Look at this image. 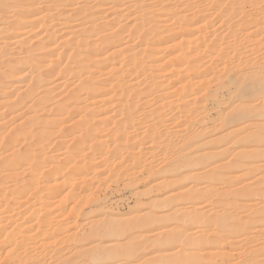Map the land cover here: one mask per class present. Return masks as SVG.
<instances>
[{"label":"bare ground","instance_id":"bare-ground-1","mask_svg":"<svg viewBox=\"0 0 264 264\" xmlns=\"http://www.w3.org/2000/svg\"><path fill=\"white\" fill-rule=\"evenodd\" d=\"M25 1L27 3H22ZM71 1L0 0L4 3L0 16L1 41L5 43L14 34L12 32L19 29L25 39L18 44H28L38 36L37 28H44L50 41L38 40L33 51L51 45L50 56H56L67 39H55L54 32L72 29L76 38L68 50L75 53L65 56L58 66L55 63V68L52 66L48 74L56 72L59 67H62L63 74H68L75 71L76 65L79 77H82L92 73L87 69L88 64L94 69V65H105L127 54L129 60L123 68L114 65L111 70L101 71L90 80L80 82L61 101V106L66 109V102L73 97L76 103L73 111L84 110L86 113L82 119L85 134L79 126L64 129L74 139L72 143L52 141L46 136L49 131L39 129L51 130L52 126H60L58 122L36 115L40 104L31 107L29 112L33 116L6 139L8 143L19 142L24 146L11 164L7 158L0 159V169L15 172L18 167L28 165L29 173H33L27 176H21L23 171L14 175L0 173V205L3 202V205L10 206L19 194V199L30 195L17 202L16 209L9 210V213L15 211L14 214L21 215L20 220L8 227L0 226V231L9 233L7 239L11 240L13 248L1 264H133L138 256H143L141 251L156 248L155 252H161L170 240L186 238L184 231L175 230L154 238L142 233L138 236L143 238L138 242H132V237L126 242L120 241L128 230L147 232L148 227L159 219L147 213L128 223L92 221L83 237L80 232L85 225L74 235L66 233L57 239V233L63 230L61 226L70 231L71 221H54L53 216L61 218L67 210L51 208L48 201L52 196L70 189L68 198L87 193L92 186L100 188L116 181H124L126 187H132L145 177L157 181L152 189L180 184L187 187L188 200L199 203L200 198H205L206 204L193 208L189 218L203 227H211V233H218L222 241L231 239L228 232L237 226L234 222L236 209L246 207L247 202L258 196L264 203V8L261 7L264 0H219L216 5V0H183L186 9L180 12H171L165 5L157 7L158 0H77L75 5L79 8L76 13L80 25H86L85 32L97 26V32L102 33L100 46L111 45L105 48L106 52L120 48L111 57L102 59H96L101 53L91 47L92 44L78 38L79 30L72 25L76 19L63 10L72 5ZM202 3L206 6H201ZM35 4H43L41 13L45 12L44 15L36 17L31 13L32 9L26 11ZM106 6L117 8L119 13H133L135 23L124 26L121 18H115L111 23L102 21L100 15ZM191 10L194 13H190ZM59 15L64 16L63 28L56 25ZM173 19L176 22L174 27L165 28ZM244 25L251 27H247L248 31L240 37L237 32ZM206 32L209 35L205 36ZM142 42L144 48L138 49ZM6 51L3 56L10 55ZM161 53L167 54V62L161 67L154 65L150 68L154 74L151 84L141 87L143 81H140L136 86L127 87L128 77L145 68L144 59ZM85 54L96 60L86 62ZM38 58L36 55L18 61L8 58L3 62L6 69L1 73L2 79L9 78L6 83H13V76L23 72L26 63ZM17 64L20 68L16 69ZM173 77L174 81L165 84L164 80ZM237 81L244 85L242 94L236 93ZM107 85L111 87L106 88ZM114 92L117 94L112 103L116 105L101 107L99 103ZM30 95H35V91L26 97ZM7 107L12 113L20 109L14 103ZM59 111L61 114L65 112ZM5 127L6 124L0 128V135ZM53 143L62 145L65 148L62 152L70 157L45 175L43 169L36 166L41 160L37 153H41L48 165L51 164L58 155L45 156V151ZM70 150L73 151L68 154ZM20 154H24L23 158L19 157ZM118 156L120 161L116 162ZM244 167L245 175L252 176V181L238 186L244 180L241 179L244 174H239ZM36 172L43 174L42 179L38 180ZM105 172L107 175L99 178ZM57 175L65 178L61 184L54 183ZM17 180L23 181L21 187L12 189ZM204 184V188L197 187ZM34 198L36 200L32 202ZM96 200L94 194L84 195L73 209L81 211L82 206ZM169 200L172 198L164 203ZM101 202L98 200L94 208H100ZM262 205L256 212L259 222L246 220L242 223V240L229 241L236 246L247 240L240 247L241 264H264V231L259 230L264 217ZM30 211L33 212L28 217L22 218L24 212ZM77 211V216L83 214ZM12 215L0 219V224ZM253 229L256 230L250 235ZM34 230L38 231L30 234ZM166 237L170 239L165 240ZM215 238L206 234L199 239L210 245ZM87 245L91 247L86 248ZM221 245L211 247L215 250L214 247L217 249ZM59 247L64 250L53 257ZM198 257V254L193 257L177 252L171 260L173 264H189L200 262ZM152 262L162 264L169 263V260L157 255Z\"/></svg>","mask_w":264,"mask_h":264},{"label":"rangeland","instance_id":"rangeland-1","mask_svg":"<svg viewBox=\"0 0 264 264\" xmlns=\"http://www.w3.org/2000/svg\"><path fill=\"white\" fill-rule=\"evenodd\" d=\"M157 1V0H156ZM162 1L163 3H160ZM202 1V0H201ZM219 0H216L214 2V5H216ZM72 5L70 7L64 8L63 10L67 11L68 14L73 15V17L76 19V21L72 22V25H76L75 29L79 30L78 38L82 40L83 42L91 45V47H95V50L98 51V53H101L99 57H96V59L100 58H107L111 57L114 53H116L118 50L113 48L112 50L105 51V48H108L107 44H103L100 46L99 39L102 36V33L97 32V26H94L90 32H85V26L86 25H80V22L78 20V16L76 13V9L79 8V6L75 5V2L77 0H72ZM183 0H158L157 1V7L159 5H165V8L171 12H180L186 9L185 5H183ZM27 3V1L22 2ZM147 3V2H146ZM201 6L205 7V3H202ZM4 8V3H0V16L3 12H1ZM43 8V4H35V6H32V8H27V10L32 9V14L34 16H40L44 15L45 12L41 13V10ZM25 9V8H24ZM190 13H194V10L189 11ZM102 21L106 23H111L115 18H121L123 20L124 26L125 25H132L135 23V16L133 13L130 12H123L119 13L117 8H110L106 6L104 8V11L101 13ZM64 19L63 15H59L56 18V25L57 28H63V25H61L62 20ZM86 21H89V18L85 19ZM5 21V20H4ZM3 21V22H4ZM175 20L169 21V24L166 25L165 28H169L171 26L174 27ZM247 27H251L250 25H244L240 30H238L237 35L242 37L246 31H248ZM44 29V28H43ZM41 30V28H37L39 34L38 36L33 37L31 40V43H21L22 40H24L25 36L21 34L19 29H16L12 33H14L11 38L5 40V43L1 41L0 39V128L4 127V124H6L5 130H3L2 135H0V142L3 144L0 145V159L7 158V162L9 164L12 163V161L15 159L17 152L24 146V144L17 143H8L7 138L9 135L13 133V131L28 122V120L33 116L29 110L34 105L40 104L41 108L37 110L36 115L41 117L44 120H50L58 122V127L55 125L52 126L51 130H46L44 128H39L41 131H49L50 133L46 135L47 137H51L50 139L52 141H66L67 143H72L74 139L72 136H70L64 129L65 128H71V127H80L82 129V133L85 134L86 130L83 129L85 126L82 123V119L85 116V112H74L73 110L76 108V103L73 97H71L66 102V109H64L61 106V101L64 99V97L68 94L69 91L75 89L78 87V84L80 82H83L85 80H90L93 78V76L97 73H100L101 71H107L108 69L119 67L123 68L126 66L129 60V56L127 55H121L118 57L115 61L107 63L105 65H94V69L92 67H89V64L87 65V69L91 71L92 73L84 74L82 77L80 76V72L76 67L74 66L75 71H71L68 74L62 73V67L57 68V71L51 74H48L51 72L52 66L58 64L64 59L67 55H72L75 53L68 50L69 45H72L75 42L76 36L73 35L72 29H62L58 33V31L54 32L53 34L54 38L57 39V37L61 39H67L64 40L63 46L61 47V51L59 55H51V45L47 46L44 50H36L33 51L35 48V44L38 40L43 39L44 42L50 41V38H48V35L45 34L46 32L44 30ZM128 33H125V36ZM209 35V33H205ZM7 36V34H5ZM2 38L3 36L0 35ZM129 38V35H127ZM52 40V37H51ZM60 40V39H59ZM86 40V41H84ZM7 43V44H6ZM22 45V46H20ZM34 46V47H33ZM32 48V49H31ZM143 49L144 45L143 42L141 44V47L138 49ZM7 49V53H9V56H3L5 53V50ZM4 51V52H3ZM46 53V54H45ZM166 54V53H165ZM164 53H161L160 56L154 55L149 58H145V68L139 69L134 74H132L130 77H128V85L127 87H133L136 86L137 83L140 81H143V84L141 87H145L146 85L151 84L152 78L154 77V74L151 72L150 69L154 65H157L161 67L164 65L167 61V57ZM39 56L35 61H30V63H26L24 65L25 70L21 72L20 74H15L11 81H14L13 83H6L9 78H3L1 77V73L6 69V67L3 66V62L8 60V58L12 60H19L30 57ZM86 55V54H85ZM174 56V55H173ZM172 56V57H173ZM86 62H90L92 58L89 54L86 55ZM62 58V59H60ZM60 59V60H59ZM94 59V60H96ZM59 62V63H58ZM56 63V64H55ZM5 64V63H4ZM18 65V64H17ZM56 66V67H57ZM16 69L18 66H16ZM20 68V67H19ZM50 71V72H49ZM141 75V76H139ZM175 77L170 78V80H164L165 84H168L170 81H174ZM38 80V81H37ZM10 81V82H11ZM157 86V85H156ZM111 87V85H107L106 88ZM173 90V89H171ZM35 91V95H30L31 92ZM118 92V91H117ZM117 92H114L113 94L107 95L105 97L104 101H101L99 105L102 107H107L109 105H116L115 103H112L114 100ZM9 95V96H7ZM144 96V95H143ZM144 98V97H142ZM141 98V99H142ZM146 100V99H144ZM17 104L18 108H20L17 112L12 113L8 109V105L10 104ZM26 103V104H25ZM25 106V107H24ZM24 107V108H23ZM83 107V106H82ZM64 110L65 112L61 114L59 110ZM72 117V118H70ZM105 132H102L104 134ZM105 135V134H104ZM64 147L60 144L53 143L52 145L48 146V149L45 151V156H53L58 155L57 158L54 159V161L48 165L43 159L41 153H37L39 158L41 160H38L36 163V166L38 168L43 169L42 173L47 175L48 173H51L52 169L56 168L59 164H62L65 159L70 157L69 155L65 154ZM73 150H70L68 154H71ZM15 155V156H14ZM24 154H20V158H23ZM116 159V162L120 161V156H118ZM264 169V168H262ZM23 171V172H22ZM31 169L28 165H24L21 168L18 167L17 170L14 172L13 169H7V168H1L0 173L1 174H10L14 175L15 173L22 172L21 176H27L31 173H29ZM108 172H105L99 178H103L104 175L106 176ZM246 168H242V171L239 174H244L241 179L243 180V183L239 184L244 185L245 183H249L252 181V176L245 175ZM43 174H38L36 172L38 180L42 179ZM147 175V174H146ZM141 176V175H140ZM57 179L54 183L61 184L65 178L60 177L59 175L56 176ZM143 177V176H141ZM78 181V180H76ZM23 183L22 180H17L13 183L12 189H18L21 187L20 185ZM157 181H153L152 178L145 177L143 178L136 186L132 187H126V183L124 181H116L113 184L109 185H103L100 188H97L96 186H92L91 189L87 193H81L80 195H71L67 198V195H69L70 189H65L64 192L61 195L58 196H52L50 199L49 205H51V208H54L56 211L61 210L64 208L67 210V214H65L61 218H56L53 216L55 222H60L63 220H70V231H68V228H64L62 231L58 232L59 235L57 237L60 238L62 235H65L66 233L69 235H74V233L79 229L80 227L84 226V230L80 232V236L83 237V235L89 230L90 228V222L92 221H106V220H114V221H121V222H130L132 219H134L136 216L143 215L150 213L148 215L158 217L159 219L151 224L148 227L147 232L141 231L140 229L137 230H128L125 234V236L120 237V241H127L128 237H132V242H138L139 239L143 238L141 236L142 233H145V235L149 236L150 238H154L158 234H169L172 232H175V230H182L186 234V238L181 240H175L172 239L169 241L167 246H164V250L161 252H155L156 248H152L149 250L141 251L143 252V256H138L137 260L132 262L133 264H153V260L155 256L162 255L166 257V260H169V263H162V264H173L172 258L176 256L177 252H180L182 254H186L188 256H195L199 255L198 259L201 261L196 262H190L189 264H241L242 257L240 252L241 244L244 245L247 240H244L240 243V245H232L230 242H233V240L241 241L242 240V233H243V222L246 220L252 219L253 222H257L258 219H256L257 211H260L261 207L263 206L261 201L262 198L259 196L254 198L253 200L246 203V207H240L236 209L237 218L235 219V223L237 226L232 231L230 230L228 232V236L230 235L231 239H228L227 241H222L220 239L219 234L215 233L212 234L211 227H203L201 224L194 223L191 218V211L193 208L196 207H202L201 205H204L205 198H200L197 203L193 200L187 199V193H185V190L187 189L186 186L175 184L168 187H165L161 190L155 189L152 187L156 186ZM200 188L206 187V185H200L197 186ZM76 193V192H75ZM95 195L97 198L96 202L102 201L103 205L100 208H94L95 203L84 205L81 208V211H77L76 209H73V207L76 205V203L83 197L84 195ZM23 195V194H22ZM19 196H16L18 199H14L12 201L13 204L10 206L7 204L8 200L6 199L5 202L7 205H0V219H6L9 215H12L15 213L13 211L12 213H9V210L16 209L17 202L23 201L27 199L30 195L26 194L23 198L19 199ZM172 198V200H169L168 203H164V200ZM36 199H32V202H34ZM101 202V203H102ZM38 206H39V202ZM60 203L62 205L60 206ZM15 204V205H14ZM13 205V206H12ZM197 205V206H195ZM36 206V207H38ZM41 209V208H38ZM219 209V208H218ZM91 210H95L94 213L88 214ZM77 212H82V215L77 216ZM33 211L30 212H24L23 217H28ZM9 214V215H8ZM189 214V215H187ZM13 217L9 218L8 220L2 221L0 226H9L13 222L19 221L21 218V215L14 214ZM179 218V219H178ZM259 222V221H258ZM258 224V223H257ZM260 228L259 230L264 231V217L262 218V221H260ZM8 229V228H7ZM256 229L251 230V234ZM38 230H34L32 233L37 232ZM206 234L210 236H216L215 240L210 245H206L203 241H201L199 238L206 236ZM9 233L0 231V264L7 258L10 251L13 249L12 246H10L11 240H8ZM15 235V234H13ZM251 238V237H250ZM264 238V236H263ZM169 240L170 237H166L165 240ZM251 240V239H250ZM235 241V242H236ZM52 244H55L54 242ZM219 248L215 250L212 249L211 246H217L220 245ZM264 246V241H263ZM91 247V245H87L86 248ZM64 250V247H59L57 250L54 251L53 257L58 256L62 251ZM134 258V257H133ZM99 264H105V263H99ZM113 264V263H112ZM158 264V263H156Z\"/></svg>","mask_w":264,"mask_h":264},{"label":"snow or ice","instance_id":"snow-or-ice-1","mask_svg":"<svg viewBox=\"0 0 264 264\" xmlns=\"http://www.w3.org/2000/svg\"><path fill=\"white\" fill-rule=\"evenodd\" d=\"M261 7L264 8V4H262ZM235 88H236V93H237V94H242L243 89H244V85L241 84L240 81H237V82H236V85H235Z\"/></svg>","mask_w":264,"mask_h":264}]
</instances>
